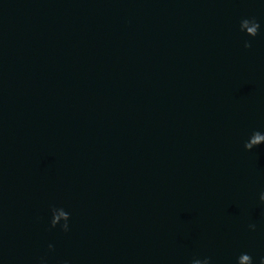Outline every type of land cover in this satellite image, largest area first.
<instances>
[{
	"label": "water",
	"instance_id": "obj_1",
	"mask_svg": "<svg viewBox=\"0 0 264 264\" xmlns=\"http://www.w3.org/2000/svg\"><path fill=\"white\" fill-rule=\"evenodd\" d=\"M262 195L264 0H0L11 264H260Z\"/></svg>",
	"mask_w": 264,
	"mask_h": 264
},
{
	"label": "clouds",
	"instance_id": "obj_2",
	"mask_svg": "<svg viewBox=\"0 0 264 264\" xmlns=\"http://www.w3.org/2000/svg\"><path fill=\"white\" fill-rule=\"evenodd\" d=\"M254 20V19H253ZM261 201L262 202H264V195H262L261 196ZM249 227L251 228V229H254V225H249ZM48 248H49V250H51V248H52V245L50 244V245H48ZM249 256V255H248ZM250 257V256H249ZM205 264H209V259L208 258H205ZM250 264H252V261H250ZM260 264H264V258H261V260H260Z\"/></svg>",
	"mask_w": 264,
	"mask_h": 264
}]
</instances>
